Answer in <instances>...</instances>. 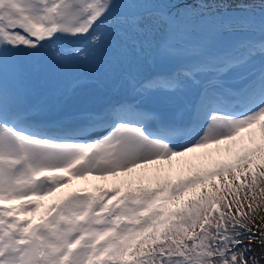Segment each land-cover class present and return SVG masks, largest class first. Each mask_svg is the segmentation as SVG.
I'll return each instance as SVG.
<instances>
[{
  "label": "snow or ice",
  "instance_id": "snow-or-ice-1",
  "mask_svg": "<svg viewBox=\"0 0 264 264\" xmlns=\"http://www.w3.org/2000/svg\"><path fill=\"white\" fill-rule=\"evenodd\" d=\"M125 2L0 0V264H259L264 0ZM101 44L142 100L88 106Z\"/></svg>",
  "mask_w": 264,
  "mask_h": 264
},
{
  "label": "bare ground",
  "instance_id": "bare-ground-1",
  "mask_svg": "<svg viewBox=\"0 0 264 264\" xmlns=\"http://www.w3.org/2000/svg\"><path fill=\"white\" fill-rule=\"evenodd\" d=\"M132 12L133 11H129V13ZM105 46V44H101L99 50L95 54L91 55L82 64H74L70 69L71 73L75 77L84 78L91 85L90 94L87 97L86 103L92 101L90 99L91 97H96V102L91 103L97 104H93V109H99L107 104L116 102L120 93L125 94V97L121 99H124L123 101H127L126 99H128V101L142 100V97L138 96L136 91L128 84L126 80H124V76L126 75L130 64L135 63L141 59V56H138L139 53H137L134 48L129 49L127 56L123 58L117 48L113 46L111 48L107 47L106 50L110 52V55L114 56L112 60L107 61V59H103L100 57V55H98L99 51ZM89 64L91 65L90 68ZM120 68L122 72L119 73ZM107 73L110 76H113L111 80L108 78H104V74ZM153 102L161 108L168 107V101L164 98H154ZM124 114L128 115L130 118L133 117V115H131V112H127ZM52 115L56 114L52 113ZM89 179L91 180L92 178ZM85 184L86 182L82 180L72 181L73 187L83 186Z\"/></svg>",
  "mask_w": 264,
  "mask_h": 264
},
{
  "label": "rangeland",
  "instance_id": "rangeland-1",
  "mask_svg": "<svg viewBox=\"0 0 264 264\" xmlns=\"http://www.w3.org/2000/svg\"><path fill=\"white\" fill-rule=\"evenodd\" d=\"M154 6H159V5L146 4V3L141 2V0H126V2L123 3V4H121L119 7H120V10L122 12L128 14L129 11L139 12V11H142L143 9H145V8H150V7H154ZM212 7H215V5H212L211 3H208V0H204V2L203 3H200L199 5H197V4H192L191 5V8L192 9H198V10H201V11H203L205 9H208V8H212ZM191 19L193 20V22H195L196 20L199 19V17L193 16V17H191ZM199 36H200L199 31L193 30L187 36L183 37L182 39H180L178 41V44H179L181 50L182 51H186L188 53L187 55L182 56L181 57V60L192 59L194 57L195 53L194 52H191L189 50L192 48L194 42L199 39ZM107 47L108 48H111L112 46L111 45H106L104 48H102L99 51L98 55H100L101 58L107 59V61H110V60H112V58L114 56L113 55H110V52L108 50H106ZM133 48L134 47L131 44H129V49H133ZM148 53L149 52L147 50H144L143 55L144 56H147ZM107 56H109V57H107ZM138 56H141V54L139 53ZM105 57H107V58H105ZM123 58H124V56H123ZM84 61L85 60L79 61L78 63L79 64H82ZM90 67H91V65L89 64V68ZM120 72H122L121 71V68L119 69V73ZM104 78L105 79L108 78V79L111 80L113 78V76H110L107 73V74H104ZM156 83L159 84L160 82H156ZM124 97H125V94L120 93V95L118 97V100H116V101H123L124 99L123 100H121V99L124 98ZM90 99L92 101L89 100L90 102H87V103H88V106L89 107L93 108V104H96V103H91V102H96L97 98L96 97H94V98L91 97ZM126 100L128 101V99H126ZM131 115H133L132 118H134V114L132 113ZM103 134H104L103 132H100V133L99 132H95L94 136H100V135H103ZM254 223L257 226H259V227H261L260 225H262L261 221H259V220H256ZM253 230L255 231L256 229L254 228ZM258 239H259V242L255 243V244H253L251 246L252 247V252L255 254V258L259 262V264H264V258H263V254H262L263 250L261 248H259L260 246L258 247V245H261V243H264V238H258ZM249 264H252V257H251V255L249 256Z\"/></svg>",
  "mask_w": 264,
  "mask_h": 264
},
{
  "label": "trees",
  "instance_id": "trees-1",
  "mask_svg": "<svg viewBox=\"0 0 264 264\" xmlns=\"http://www.w3.org/2000/svg\"><path fill=\"white\" fill-rule=\"evenodd\" d=\"M256 220L261 221V223H262L261 227H264V206H262L261 209L259 210V212L256 214ZM258 247L263 250L262 254H263V258H264V243H261V245H258Z\"/></svg>",
  "mask_w": 264,
  "mask_h": 264
}]
</instances>
